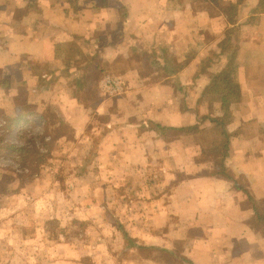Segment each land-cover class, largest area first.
Masks as SVG:
<instances>
[{"label": "crops", "instance_id": "crops-1", "mask_svg": "<svg viewBox=\"0 0 264 264\" xmlns=\"http://www.w3.org/2000/svg\"><path fill=\"white\" fill-rule=\"evenodd\" d=\"M0 157V264H264V0H0Z\"/></svg>", "mask_w": 264, "mask_h": 264}, {"label": "rangeland", "instance_id": "rangeland-1", "mask_svg": "<svg viewBox=\"0 0 264 264\" xmlns=\"http://www.w3.org/2000/svg\"><path fill=\"white\" fill-rule=\"evenodd\" d=\"M25 130L21 131L24 132L22 135L18 134L15 137H13L11 140L13 141L12 143L17 142V141H21L23 142V146L25 147L26 150L22 149H16V151L13 150L9 161H6V164H10L12 167H16L17 171H13L10 172L9 174L12 176L10 179L12 180V182H19L27 177H30L31 175L34 174V172H31L32 169H34V167L31 164H35V160L38 159H42L44 160V162H48L50 160V158L52 157L51 155V151L48 152L46 155L42 154L39 155V150L36 148V143H38V145H40L41 143H39V141H35L33 140V136L36 133V129L34 126H32L31 128L29 126L25 127ZM17 139V140H15ZM15 144V143H14ZM46 145V144H45ZM44 145V146H45ZM41 147V146H40ZM37 150V151H36ZM47 150H45L42 153H46ZM3 158V157H0ZM58 158L60 159V161H62V159H64V155L62 156V154H60V156H58ZM0 162H3V160L0 159ZM28 166L30 169L28 171H25L24 168ZM112 222V221H110ZM94 227H97V223L93 224ZM87 226V225H86ZM81 227V224L78 226ZM107 227V225L105 226V228Z\"/></svg>", "mask_w": 264, "mask_h": 264}, {"label": "trees", "instance_id": "trees-1", "mask_svg": "<svg viewBox=\"0 0 264 264\" xmlns=\"http://www.w3.org/2000/svg\"><path fill=\"white\" fill-rule=\"evenodd\" d=\"M17 148V147H16ZM17 149H19V148H17ZM37 151V150H36ZM48 152H50V146L49 147H47V151H46V153H43V154H47ZM10 155H11V153H10ZM38 162H41V163H44V160H42L41 158L40 159H38L37 160Z\"/></svg>", "mask_w": 264, "mask_h": 264}]
</instances>
